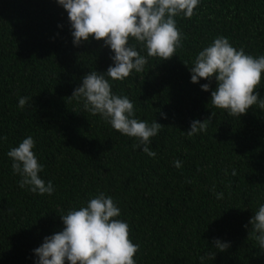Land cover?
I'll use <instances>...</instances> for the list:
<instances>
[{
	"label": "trees",
	"instance_id": "trees-1",
	"mask_svg": "<svg viewBox=\"0 0 264 264\" xmlns=\"http://www.w3.org/2000/svg\"><path fill=\"white\" fill-rule=\"evenodd\" d=\"M177 27L185 39L176 55L149 57L143 72L112 81L139 119L162 124L152 158L70 97L90 70L112 65L103 40L74 46L56 0H0V264H34L32 250L62 230L59 214L101 191L130 226L137 264H264L248 223L264 203V110L229 116L211 103L215 81L203 91L209 81L192 83L189 71L219 35L264 54V0H202ZM258 91L264 97V79ZM209 117L205 132L186 134L191 121ZM29 135L51 195L21 189L12 172L7 152ZM216 238L230 246L219 251Z\"/></svg>",
	"mask_w": 264,
	"mask_h": 264
},
{
	"label": "clouds",
	"instance_id": "clouds-1",
	"mask_svg": "<svg viewBox=\"0 0 264 264\" xmlns=\"http://www.w3.org/2000/svg\"><path fill=\"white\" fill-rule=\"evenodd\" d=\"M56 2L67 12L74 46L90 38L102 39L103 45L113 53L112 65L104 72L90 70L70 97L82 101L86 111L99 115L121 135L135 138L134 148L155 158L157 153L149 145L161 131L162 124L139 119L134 103L128 96L113 91L112 81H123L133 72H143L149 57L167 60L176 55L185 39L177 27V18H191L202 0ZM133 40L135 44L130 42ZM189 71L192 83H199L201 78L209 81L200 85L203 91H209L210 82L215 81L211 103L229 116L239 117L253 105L264 110V97L258 91L264 79V54L246 53L244 48L235 47L229 38L219 35L198 52ZM26 105L28 97H21L18 107L23 109ZM210 119L191 121L186 134L194 136L205 132ZM35 148L36 141L29 135L9 149L7 156L12 172L20 178L18 186L21 189L27 188L37 195H51L55 186L40 175L45 165L38 159ZM173 164L177 168L182 166L179 160ZM232 174H236L235 170ZM216 196L223 198L222 193ZM59 215L62 230L46 235L32 250L34 264H137L135 255L139 245L130 238V226L120 219L121 209L111 195L101 191ZM248 223L253 238L264 249V203L259 204ZM214 246L224 251L230 245L216 238ZM214 254L211 253L212 258Z\"/></svg>",
	"mask_w": 264,
	"mask_h": 264
}]
</instances>
